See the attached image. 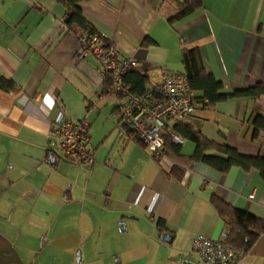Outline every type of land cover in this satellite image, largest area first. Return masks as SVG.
Here are the masks:
<instances>
[{
	"label": "crops",
	"instance_id": "1",
	"mask_svg": "<svg viewBox=\"0 0 264 264\" xmlns=\"http://www.w3.org/2000/svg\"><path fill=\"white\" fill-rule=\"evenodd\" d=\"M162 1L89 0L79 7L151 83L165 72L183 73V49L198 52L224 92L264 83V0H201L173 27ZM64 18L56 0H0V79L16 87L0 90V264H188L173 258H195V236L224 238L213 195L264 220L257 171L222 174L198 162L172 170L123 128L115 96L101 94L99 64L77 59L78 41ZM59 110L89 124L92 166L49 152ZM256 114L264 116V95L196 109L186 123L243 155L264 156V131L251 139ZM193 150L182 143L183 156ZM165 233L171 243L161 240ZM238 264H264V235Z\"/></svg>",
	"mask_w": 264,
	"mask_h": 264
},
{
	"label": "trees",
	"instance_id": "2",
	"mask_svg": "<svg viewBox=\"0 0 264 264\" xmlns=\"http://www.w3.org/2000/svg\"><path fill=\"white\" fill-rule=\"evenodd\" d=\"M56 1L65 8L63 24L66 32L72 33L76 38L84 34L94 35L99 33L86 19L79 7L81 2L89 0ZM161 7L166 9L167 23L173 27L184 16L201 8V0H163ZM147 43L149 42L144 41V45H147ZM181 63L183 66L182 74L187 79L195 103L199 105L197 109L213 110L218 103L239 99L257 100L264 95V83H256L247 88L224 92L221 83L212 75L205 72L200 61V56L194 49L182 50ZM122 80L124 86L131 93L139 95L143 94L148 85L153 84L145 73L139 72L136 69L127 71ZM107 85L108 83L104 82L102 92L107 89ZM0 90L14 92L16 87L12 81L2 78L0 79ZM121 122H123L122 118ZM123 128L137 142H140L124 122ZM261 131H264V116L256 114L252 119L251 139H256ZM173 136L180 138L183 141L182 143L184 141L192 142L194 144L192 155L188 157L183 156L181 154L182 144H176ZM162 137L165 142L164 156L172 163V170H176L185 163L198 162L222 174L227 173L232 168H238L244 172L254 170L259 173L264 182V156H246L225 143L210 140L199 130L187 124L186 120L168 119L166 128L162 132ZM151 156L154 158L152 154ZM154 159L157 160L156 157ZM210 203L226 228L224 238L222 239L223 243L238 250L242 258L256 240L261 235H264V220L236 210L215 195L211 196ZM156 228L161 233L166 230V226L161 219L156 220Z\"/></svg>",
	"mask_w": 264,
	"mask_h": 264
},
{
	"label": "built area",
	"instance_id": "3",
	"mask_svg": "<svg viewBox=\"0 0 264 264\" xmlns=\"http://www.w3.org/2000/svg\"><path fill=\"white\" fill-rule=\"evenodd\" d=\"M77 41V59L91 56L97 61L104 82L108 83L101 94L115 96L123 122L161 164L166 160L162 132L167 120H187L199 107L185 75L165 72L161 74L159 82L148 85L143 94H134L124 86L122 78L127 71L136 68V63L123 58L115 42L100 33L84 34ZM47 137L49 152L79 166L93 165L87 122H73L59 110L50 123ZM173 139L176 144L183 142L177 136H173ZM192 253L200 264H238L241 259V253L222 240L214 241L202 235L192 240Z\"/></svg>",
	"mask_w": 264,
	"mask_h": 264
},
{
	"label": "water",
	"instance_id": "4",
	"mask_svg": "<svg viewBox=\"0 0 264 264\" xmlns=\"http://www.w3.org/2000/svg\"><path fill=\"white\" fill-rule=\"evenodd\" d=\"M161 240L165 243H171L172 241V236L170 234H162L161 235ZM173 261L176 262H185L188 264H200L195 258L192 257H186V256H177L173 258Z\"/></svg>",
	"mask_w": 264,
	"mask_h": 264
}]
</instances>
